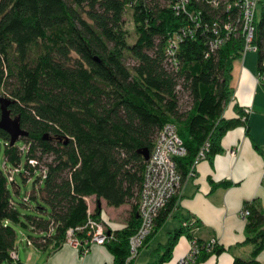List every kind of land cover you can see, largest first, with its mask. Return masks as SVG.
Masks as SVG:
<instances>
[{
  "label": "trees",
  "instance_id": "1",
  "mask_svg": "<svg viewBox=\"0 0 264 264\" xmlns=\"http://www.w3.org/2000/svg\"><path fill=\"white\" fill-rule=\"evenodd\" d=\"M177 2L0 0V97L11 101L10 116L27 132L11 144L0 128V264L17 261L11 257L16 225L27 230L29 245L56 250L68 229L80 241L87 237L83 226L88 216L101 219V200L114 208L134 200L121 227L105 222L110 264H125L128 239L139 223L145 156L161 126L175 124L185 148L175 157L183 180L201 148L207 145L204 159L211 162L228 130H247L244 108L234 105L238 116H223L234 92V66L243 58L240 11L205 0H188L176 9ZM257 10L252 43L264 88V0ZM225 22L234 28L230 33ZM216 39L220 43L211 48ZM182 98L186 111L180 110ZM8 169L16 170L11 180ZM15 177L32 182L19 200ZM229 185L223 180L214 186ZM92 196L88 214L85 198ZM177 208L174 197L158 212L142 249L168 219L176 226L150 251L149 264L168 262L180 236L197 244L194 263L225 251L215 239L197 238L198 220ZM243 209L248 214L242 243L252 250L247 258L233 256L232 264H264L256 259L263 247L264 209L255 199Z\"/></svg>",
  "mask_w": 264,
  "mask_h": 264
},
{
  "label": "crops",
  "instance_id": "2",
  "mask_svg": "<svg viewBox=\"0 0 264 264\" xmlns=\"http://www.w3.org/2000/svg\"><path fill=\"white\" fill-rule=\"evenodd\" d=\"M256 67L254 64H246L245 58L236 62L233 69V96L223 111L225 118H234L238 116L234 105L248 108L247 130L242 126L228 130L221 139L222 151L215 154L211 162L207 159L199 161L195 166V176L184 178L180 194L177 196V209L198 220L196 237L202 241L215 239L218 244L226 248L219 255H211L194 264H232L233 256L247 258L252 250L251 244L242 243L245 236V218L240 215V211L245 202L254 199L264 209L262 183L264 88L257 81ZM230 151H234L233 154H230ZM223 180L230 182V185L214 186ZM101 206H107L104 200H101ZM123 206L107 207L118 211ZM114 213L109 220L115 228H119L125 221L118 224ZM104 214L102 210V219L107 216ZM166 223L163 226L164 240L167 231H171L176 226L175 220L169 226H166ZM20 229L19 239L16 235L19 242L16 245L17 261H12L10 264H110L112 262V255L106 247L96 243H91L83 256L79 255L76 248L65 243L56 250L37 249L27 243L24 245V236H21ZM22 232L25 234L27 230L23 229ZM154 238L155 235L151 241ZM151 241L147 245L153 244L152 249L160 243L159 241L151 243ZM189 247L190 241L180 236L172 249L170 260L165 264H177L178 260L186 255ZM143 249L140 254H143ZM149 256L152 260V256ZM256 259L264 263V239L263 247Z\"/></svg>",
  "mask_w": 264,
  "mask_h": 264
},
{
  "label": "built area",
  "instance_id": "3",
  "mask_svg": "<svg viewBox=\"0 0 264 264\" xmlns=\"http://www.w3.org/2000/svg\"><path fill=\"white\" fill-rule=\"evenodd\" d=\"M213 6L225 4L226 8L234 5L240 11V27L243 37L242 54L247 51H257L256 46L252 43L254 35V20L257 13L259 0H205ZM188 0H178L176 9L185 8ZM223 29L227 32L234 30L230 22L223 24ZM221 39H216L211 43V48L217 46ZM259 80V75L257 74ZM245 113L248 112L244 108ZM201 148L192 165L188 170V176H195V166L204 159V148ZM234 151H230L233 154ZM185 154V148L178 136L176 126L173 123H165L157 131L151 152L146 160L143 172L142 181L138 191L136 201V215L139 220L135 232L128 239V256L125 264H135L138 258L142 245L146 237L152 232L154 227V220L160 211L170 199L177 197L180 194L183 179L180 172L177 170L175 157ZM8 179H13V174L16 170L8 169ZM262 183L264 185V170L262 173ZM92 198L93 203L89 202V197L85 198L88 205V214L91 213L95 199ZM92 206V207H91ZM91 207V208H90ZM248 211L243 209L241 211L242 217H245ZM184 225V223H183ZM87 237L80 241L73 236V230L66 231L67 237L65 244L71 245L78 250L79 255L83 256L88 251L91 243L104 245L107 240L108 231L106 229L105 221L101 218L99 220L88 216L86 223ZM212 239L210 243H214ZM26 243L29 245L30 241L26 238ZM198 253V247L195 242H190V247L186 255L180 258L177 264H193L195 256ZM12 259H17L16 251L11 252Z\"/></svg>",
  "mask_w": 264,
  "mask_h": 264
},
{
  "label": "rangeland",
  "instance_id": "4",
  "mask_svg": "<svg viewBox=\"0 0 264 264\" xmlns=\"http://www.w3.org/2000/svg\"><path fill=\"white\" fill-rule=\"evenodd\" d=\"M257 13H258V10H257ZM124 22H125V27L131 32V36L129 37L130 42L135 41L136 37H135V35H133V23H132V20H131L129 12H127L124 15ZM244 58H245V63L246 64L250 63L251 65L254 64V66H257V62H256V60H257V52L256 51H248V52H246L245 55L243 56V60H244ZM257 81H258V79H257ZM185 101H186L185 98L184 99L182 98V100L180 101V105H181L180 110H182V111H186V109H187V107H185V103H184ZM2 162H3V158H2V154H0V164ZM262 177H263V175H262ZM15 180H16L19 188H18V196L14 195V198L16 200H19L20 198H22L24 195H26L27 193H29L32 190V182H31V180L30 181L25 180L23 182L18 177H15ZM9 188L11 190V185H9ZM89 202L93 203L92 198H90V197H89ZM133 202H134V200H130L128 203L124 204V206H123V208L121 210H118V211H114L113 208H109L107 206L102 207L103 212L107 215L103 220L108 224V226L110 228H115L114 225L109 220V218L111 217L112 213L115 212L114 213V215H115L114 218H115V220H116V222L118 224L123 222V221H125L127 219V217H129L130 210H131V204H133ZM31 204H33V203H31ZM19 210L21 212H26V210H27V212L32 213L31 209H24L21 206H19ZM242 210H243V208H242ZM241 211H240V215H241ZM167 222L168 223H166V226H169L173 222V219H168ZM119 227H121V226H119ZM19 229H20V227L18 225H16L15 226V230H16V233H17L16 234L17 235V239H19L18 238L19 237L18 236ZM22 230L23 229L21 228L20 229L21 236H24V238H23L24 242H25L24 245H26V239H25V234L26 233L24 234L22 232ZM164 231H165L164 227L159 228L157 230V232L155 233L154 240H152V241L155 242V243L158 242V241L159 242L163 241L164 240ZM17 239H16V245L19 243ZM152 241H151V243H153ZM152 245L151 246L147 245V247H145L143 249L144 250L143 254H140V257L138 256V258L136 259L135 264H149L151 262V257L149 255H150V251L152 249Z\"/></svg>",
  "mask_w": 264,
  "mask_h": 264
},
{
  "label": "water",
  "instance_id": "5",
  "mask_svg": "<svg viewBox=\"0 0 264 264\" xmlns=\"http://www.w3.org/2000/svg\"><path fill=\"white\" fill-rule=\"evenodd\" d=\"M10 103L11 101L9 99L0 97V128L9 134L10 143L13 144L20 136L26 135L27 132L20 127L17 116H10L8 110V105ZM145 159H148V155L145 156Z\"/></svg>",
  "mask_w": 264,
  "mask_h": 264
},
{
  "label": "bare ground",
  "instance_id": "6",
  "mask_svg": "<svg viewBox=\"0 0 264 264\" xmlns=\"http://www.w3.org/2000/svg\"><path fill=\"white\" fill-rule=\"evenodd\" d=\"M247 52H248V51H247ZM245 53H246V52H245ZM245 53H244V54H245ZM244 54H243V56H244ZM258 81H259V80H258ZM247 109H248V108H247ZM248 112H249V109H248ZM248 112H247V113H248ZM187 176H188V173H187Z\"/></svg>",
  "mask_w": 264,
  "mask_h": 264
}]
</instances>
